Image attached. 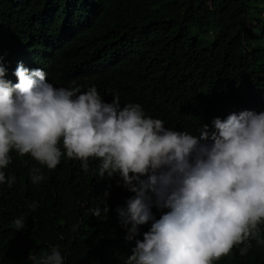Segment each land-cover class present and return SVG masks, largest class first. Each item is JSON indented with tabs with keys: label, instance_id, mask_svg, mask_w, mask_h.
I'll return each mask as SVG.
<instances>
[{
	"label": "trees",
	"instance_id": "trees-1",
	"mask_svg": "<svg viewBox=\"0 0 264 264\" xmlns=\"http://www.w3.org/2000/svg\"><path fill=\"white\" fill-rule=\"evenodd\" d=\"M31 49L55 87H95L104 102L139 104L168 129L196 135L205 125L214 131L215 118L264 113V0H0L6 80ZM10 157L3 171L15 181L0 184V264H40L54 247L64 264H126L150 230L153 221L126 239L116 209L135 194L119 174L101 177L99 160L85 171L64 154L49 170L30 155ZM97 207L100 218L89 211ZM168 211L151 208L155 220ZM20 217L25 227L15 230ZM258 228L245 255L241 244L213 264H264V223Z\"/></svg>",
	"mask_w": 264,
	"mask_h": 264
},
{
	"label": "clouds",
	"instance_id": "clouds-1",
	"mask_svg": "<svg viewBox=\"0 0 264 264\" xmlns=\"http://www.w3.org/2000/svg\"><path fill=\"white\" fill-rule=\"evenodd\" d=\"M25 56L11 72L15 84L5 79L0 57V184L15 181L3 171L13 150L49 170L64 154L82 161L85 171L96 159L101 177L119 174L135 194L116 209L126 239L153 221L126 264H213L241 244L246 254V241L264 223V113L215 118L211 132L207 125L196 135L176 131L146 117L139 104L121 107L118 96L104 102L95 87L83 93L55 87L38 68L40 54L31 49ZM38 173L33 184L44 179ZM153 204L169 211L155 220ZM89 211L101 217L100 207ZM108 211L105 205V216ZM13 224L22 230L25 220ZM40 264H64L58 247Z\"/></svg>",
	"mask_w": 264,
	"mask_h": 264
}]
</instances>
